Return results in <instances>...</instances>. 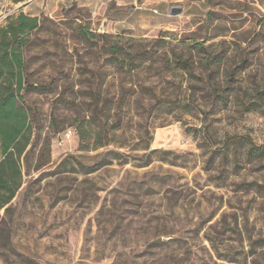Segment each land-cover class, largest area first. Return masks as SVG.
<instances>
[{"label":"rangeland","instance_id":"1","mask_svg":"<svg viewBox=\"0 0 264 264\" xmlns=\"http://www.w3.org/2000/svg\"><path fill=\"white\" fill-rule=\"evenodd\" d=\"M11 3L0 0V24ZM37 18L23 50L34 129L21 186L0 209V264H264V160L213 152L240 136L264 145V99L246 111L264 89V0H67ZM85 30L152 51L166 32L194 60L202 42L223 55L213 76L232 95L204 97L199 64L117 68ZM97 131L109 144L95 147Z\"/></svg>","mask_w":264,"mask_h":264},{"label":"trees","instance_id":"2","mask_svg":"<svg viewBox=\"0 0 264 264\" xmlns=\"http://www.w3.org/2000/svg\"><path fill=\"white\" fill-rule=\"evenodd\" d=\"M37 27L38 18L24 13L8 15L0 24V209L12 200L21 186V157L26 155L29 150L27 147L32 141L34 129L32 111L24 103V92L35 89L37 86L26 82L27 64L23 50L28 35ZM165 33L159 34L153 41L154 50L152 51L142 46L130 45L126 48L118 42H109V34H96L85 30L88 39L93 37L95 46L98 42L101 43L98 47L106 51V61L117 68L126 67L129 71H133L138 63L153 59L160 61L164 71L193 74L195 65L199 64L201 68L208 70L207 78L202 80L205 86L204 97L217 103H226L232 94L222 93L213 76V73L221 68L223 55L212 54L206 50L204 43L194 42L191 48L200 56L194 60L192 55L188 56L184 52L172 49L171 40L165 37ZM101 84L100 82L96 84L92 95L93 125L95 126H103L110 111L109 98L102 95ZM255 93L256 100L249 102L246 111L258 110L263 103L264 89ZM193 136L196 137V133ZM93 140L95 147L109 144L100 131L95 133ZM230 143L232 144L227 141L221 149L213 150L214 154L218 152L225 159H228L231 154L234 165H239L240 162L264 160V145H256L249 137L240 136L236 142ZM234 143L244 149L232 146ZM112 153L116 152L112 151ZM258 241L264 242V239Z\"/></svg>","mask_w":264,"mask_h":264},{"label":"crops","instance_id":"3","mask_svg":"<svg viewBox=\"0 0 264 264\" xmlns=\"http://www.w3.org/2000/svg\"><path fill=\"white\" fill-rule=\"evenodd\" d=\"M66 1L67 0H27V2L23 5L22 0H11V4H13V8H16L14 12L15 14L13 15L24 13L25 15L30 17H38L39 14L43 12V10H45V12H48L49 7L59 6Z\"/></svg>","mask_w":264,"mask_h":264},{"label":"water","instance_id":"4","mask_svg":"<svg viewBox=\"0 0 264 264\" xmlns=\"http://www.w3.org/2000/svg\"><path fill=\"white\" fill-rule=\"evenodd\" d=\"M180 10H181L180 7L172 6V7L170 8L169 13H170L171 15H175V14H177L178 12H180Z\"/></svg>","mask_w":264,"mask_h":264}]
</instances>
